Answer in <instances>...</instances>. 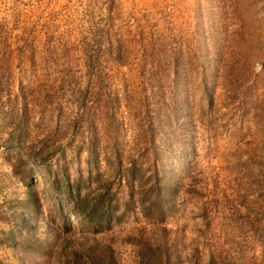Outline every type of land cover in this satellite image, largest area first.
Here are the masks:
<instances>
[{"label": "rangeland", "instance_id": "374dc122", "mask_svg": "<svg viewBox=\"0 0 264 264\" xmlns=\"http://www.w3.org/2000/svg\"><path fill=\"white\" fill-rule=\"evenodd\" d=\"M0 264H264V0H0Z\"/></svg>", "mask_w": 264, "mask_h": 264}, {"label": "trees", "instance_id": "16d2710c", "mask_svg": "<svg viewBox=\"0 0 264 264\" xmlns=\"http://www.w3.org/2000/svg\"><path fill=\"white\" fill-rule=\"evenodd\" d=\"M100 203H102V200L100 201ZM88 208H89V206H88V204H86V203H82V210L84 211V212H86L87 210H88ZM98 209L97 208H93V211H91V212H87L88 213V215H87V217L88 218H90V220L92 221V222H103L104 220H106V219H108L109 220V222L111 221L110 220V216L109 215H107V216H103V215H99L100 214V212H99V214L97 213L98 211H97Z\"/></svg>", "mask_w": 264, "mask_h": 264}]
</instances>
